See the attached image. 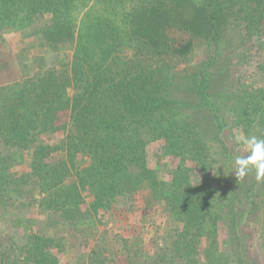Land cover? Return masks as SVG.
<instances>
[{"label": "trees", "instance_id": "obj_1", "mask_svg": "<svg viewBox=\"0 0 264 264\" xmlns=\"http://www.w3.org/2000/svg\"><path fill=\"white\" fill-rule=\"evenodd\" d=\"M256 37L264 0H0V216L38 212L0 264H264L226 135L264 138V91L220 59Z\"/></svg>", "mask_w": 264, "mask_h": 264}, {"label": "rangeland", "instance_id": "obj_2", "mask_svg": "<svg viewBox=\"0 0 264 264\" xmlns=\"http://www.w3.org/2000/svg\"><path fill=\"white\" fill-rule=\"evenodd\" d=\"M87 10L85 12H87ZM252 44H254L255 48H253ZM247 46L248 47H246V49H248L249 52L248 50H245L244 47L237 50L235 47L227 48L224 46V53L221 54L220 59L225 58V61H227L226 63L228 64V67L224 72V75L227 79V85L229 88H231L232 84L239 85L240 83H242V87L248 86L253 87V90H256L258 92L264 91V47L262 48L261 42L259 41L258 37H256L252 41L250 46ZM199 60H201V57L192 58V61L187 62L197 63ZM242 71L243 75L241 74ZM234 88L236 87H232V89L235 91L237 88ZM224 93L230 95L229 92H225V90L218 88L217 102L219 107L221 108H223L224 106H231L232 104V100L229 97H222ZM68 95L70 98H72L74 95V91L72 89H69ZM222 111L227 112L228 110L222 109ZM225 115L228 116V112ZM230 126L231 127L229 128V131L226 135L236 147L235 154L233 155L234 159L236 155L245 154L243 152L242 145L238 140V137L244 134H242L241 130L234 126L233 122L230 123ZM157 152V150L152 151L154 155L157 154ZM153 154L151 155V166L158 174V178L160 181L166 180L164 178L169 174L166 166L164 165L165 163H167L168 165L171 162L168 160H161V162H158L157 160V162H155ZM16 200L18 201V204H14L13 206H11L8 209V214H4V216L2 217L0 216V232L2 236H5L7 238L23 235L22 232L27 226V220L31 219V217L33 218L37 216L38 214V212L35 211V208H26V201L24 199L16 198ZM179 224L180 223H172V226H174V228H177L179 227ZM20 239L23 240L24 238L20 237Z\"/></svg>", "mask_w": 264, "mask_h": 264}, {"label": "clouds", "instance_id": "obj_3", "mask_svg": "<svg viewBox=\"0 0 264 264\" xmlns=\"http://www.w3.org/2000/svg\"><path fill=\"white\" fill-rule=\"evenodd\" d=\"M245 154L234 157V174L243 180L249 171L254 170L258 181H264V138L257 135L238 137Z\"/></svg>", "mask_w": 264, "mask_h": 264}]
</instances>
